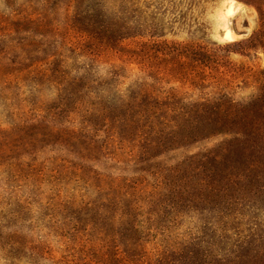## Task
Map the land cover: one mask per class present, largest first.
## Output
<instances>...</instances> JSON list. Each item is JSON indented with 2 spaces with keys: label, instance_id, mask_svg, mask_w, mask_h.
Returning a JSON list of instances; mask_svg holds the SVG:
<instances>
[{
  "label": "rangeland",
  "instance_id": "1",
  "mask_svg": "<svg viewBox=\"0 0 264 264\" xmlns=\"http://www.w3.org/2000/svg\"><path fill=\"white\" fill-rule=\"evenodd\" d=\"M122 1L0 0V264H264V0Z\"/></svg>",
  "mask_w": 264,
  "mask_h": 264
},
{
  "label": "trees",
  "instance_id": "2",
  "mask_svg": "<svg viewBox=\"0 0 264 264\" xmlns=\"http://www.w3.org/2000/svg\"><path fill=\"white\" fill-rule=\"evenodd\" d=\"M97 3L95 6H89L86 16L89 18L90 22L93 23L94 18L99 19L98 26L102 29L103 32L110 36L117 37H137L141 36V34H137V30L142 28L148 30V26L139 24L137 22V18L132 14L138 12L137 10H128L124 11L121 7L122 0H115L112 4L111 8L104 6V0H95ZM156 2L158 0H152ZM163 1V0H162ZM90 2V0H81L80 5L78 6V11L83 13V7L86 3ZM104 3V4H102ZM134 3V2H133ZM160 5L162 3H159ZM100 5V6H99ZM100 8H99V7ZM141 8V7H139ZM149 11V10H148ZM147 12V11H145ZM144 14L143 11H141ZM78 14V13H77ZM102 17H99L98 15ZM138 14H140L138 12ZM139 18V16H138ZM160 101H155L152 98L148 97V120L157 122L160 129H155L154 136L156 139L163 138L164 140H172L176 141H194L198 138L202 137L201 133L206 131L208 128L214 127V124L203 123L200 127L195 124V120H189L187 111H178L175 106L171 107L169 103L171 98H160ZM146 105H144L145 107ZM175 114V115H173ZM175 116V117H172ZM201 116H204L201 114ZM208 117V116H204ZM173 118H181V123L177 122ZM202 118V117H201ZM173 119L172 121H170ZM151 129V127H149ZM167 131V133H166ZM217 134H227L223 132L221 129L217 130Z\"/></svg>",
  "mask_w": 264,
  "mask_h": 264
},
{
  "label": "bare ground",
  "instance_id": "3",
  "mask_svg": "<svg viewBox=\"0 0 264 264\" xmlns=\"http://www.w3.org/2000/svg\"><path fill=\"white\" fill-rule=\"evenodd\" d=\"M229 10H231V9H229Z\"/></svg>",
  "mask_w": 264,
  "mask_h": 264
}]
</instances>
